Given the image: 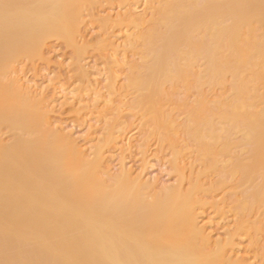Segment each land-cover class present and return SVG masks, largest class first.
<instances>
[{
	"label": "bare ground",
	"instance_id": "6f19581e",
	"mask_svg": "<svg viewBox=\"0 0 264 264\" xmlns=\"http://www.w3.org/2000/svg\"><path fill=\"white\" fill-rule=\"evenodd\" d=\"M92 4L93 0H0V264H264V246L259 249V237L264 238V0H165L156 10L164 33L156 26L138 41L127 30L124 35L120 31L123 57L137 54L140 46L152 54L142 78H131V73L127 79L128 87L145 91L132 108L147 116L139 131L151 127L158 142L175 149L169 117L175 90H196L202 97L189 108L181 129L196 143L197 161L204 167L195 171L174 152L170 166L177 182L158 192L155 178L152 184L144 180V169L132 177L134 172L124 167L121 157L120 172L112 176L102 166V147L89 152L90 159L86 143L80 146L63 135V127L61 132L50 130V100L43 102L42 95L36 99L30 92L35 86L28 89L18 78L20 59H42L50 38L62 39L78 52L80 11ZM122 6L115 19H106L113 20L110 27L139 29L145 15L130 0H122ZM107 38L101 45L117 56L114 40ZM114 57L105 83L107 97L101 95L102 88L88 89L97 122L112 112L117 116H111L104 139L108 144L126 129L121 115L126 96L113 98L123 95L113 69L122 59ZM198 61L202 70L194 71ZM216 91L221 93L212 95ZM102 104L107 114L100 110ZM5 131L9 143L3 138ZM151 133L140 144L146 147ZM146 149H141L144 161ZM217 171V181L206 180ZM151 189L155 193L149 194ZM206 206L220 217L232 212L236 218L233 225L224 224L222 240H213L198 220V211ZM247 234L253 248L243 253L249 257L241 256L235 246L236 238Z\"/></svg>",
	"mask_w": 264,
	"mask_h": 264
},
{
	"label": "rangeland",
	"instance_id": "374dc122",
	"mask_svg": "<svg viewBox=\"0 0 264 264\" xmlns=\"http://www.w3.org/2000/svg\"><path fill=\"white\" fill-rule=\"evenodd\" d=\"M130 2L136 3L135 7L139 8V9L137 8L136 11H138V13L141 12V14L143 13L145 15L144 22L142 25H140L139 29L134 28L133 26L127 27L125 24L118 25V26H113V24H112V27H110L111 23H112L111 21H113V20H111V21H107V20L115 19L116 14L121 13L120 11H123L122 0H93L92 5L83 6L81 8V11H80L81 24L79 25L80 32L77 36V39H78L77 42H79L78 52H77V50H74L70 46H67L66 42L63 41L62 39L60 40V39H56V38H50L49 42L47 44L48 46H46L47 48L45 47V54H44L45 58L43 57L44 58V59L42 58L43 60L42 59H35L33 62H31L29 60L26 61L24 59L25 61L22 62V60L20 59L19 66H18L19 67L18 69L20 72H19L18 78H20V76H21V78H20L21 82L23 81L24 83L23 82L22 83L24 85H26V87L28 89L30 87H34V86L37 88L39 87L38 89L34 87V88H31V90H30V92L34 91L31 93H33V96L36 99L38 97L40 98V96L42 95L41 97L43 98L42 99L43 102L50 100L49 102H46L49 105L48 106V110L50 112L49 113V117H50L49 119L52 120L54 123V125H53V123L50 121V124H51L49 126L50 130L56 129L57 131L61 132L62 131L61 128L63 127V132H61L63 135H66V136L70 135L71 138L73 137L72 139L77 141L76 143L80 146L82 145L83 147H85L88 145L86 147V148H88V150L86 151L87 152L86 154H89L90 156H91V154H93L94 148L102 147V150H99L100 152L103 151L102 153H104V154L101 153L102 158H103L102 166H103V168L105 166L104 170H109L110 172L109 171L108 172L112 176H116L120 172V168H121L120 165L122 164V163H120L121 157L124 160V161H122L123 164L126 165V166L124 165V167H126V169H129L128 171H130L132 173L134 172L133 174L131 173L132 177H136L137 174L140 173L142 171V169H144V171H145V172H143L144 180L147 182H150V184H152L153 179L155 178L154 180H157V182H156V184H154L155 185L154 190H155V192H158L159 189L162 188L163 186H173L174 184H176L177 177L174 174V172L170 166V162H172L176 158L178 160L185 162L188 167L192 164L195 167V171L201 170L204 167V165L199 163L200 161L199 162L197 161L198 150H197L196 143L194 141L190 140L186 136L184 130L181 129V127L184 129L185 124L188 120L187 113H188L189 108L192 105L196 104L198 101H200L202 99V97L196 90L186 91V90H183L181 88H178L175 90V93L173 96L175 108H174L173 112H171V115H169V117H171V125L173 127L172 133L177 140V146L175 147V149H172V147L166 142H158L156 137L151 133L152 132L151 127H147V126L144 127V129L146 130L145 133H144V130H141V131L138 130V127H140L139 123L143 124L145 121H147V118H146L147 116H145L143 114L144 113L143 110H140V109L135 110L134 109V111H133L132 108H134L136 106V104H137L136 102L138 101V99L145 95V91L144 92L143 91L138 92L135 89H131V87L127 86V79L130 77L131 73H134L133 77H131V78H134V79L140 78L141 79L142 75L144 73V71H143L144 65L146 66V65L151 63L152 54L148 53L144 47L142 48L140 46L137 49V52H138L137 54L128 53L129 55L126 54L127 56L123 57V53L125 55V52L122 51L124 49V47H123L124 46V44H123L124 43V41H123L124 36L123 35L125 33H122V32L127 30L128 35H130L131 37L133 36L134 39H138L140 36L149 32L153 27H156V26L159 27V25H157V23H159V19H158V15L156 14V10L164 5L165 0H130ZM147 6H149L148 9H147ZM145 9H146V11H145ZM108 17H110V18L107 19ZM111 17H113V18H111ZM120 31L123 35L120 33ZM160 31H161V33H164V29L161 30V28H160ZM115 34H119V36L115 35ZM120 34H121V36H120ZM107 36H109L111 41L114 40V43H115L114 45H116V49L118 51V52L116 51V53H118L117 56H116V54H114L112 49H110L111 53L108 52L109 51V49L107 50L108 46H102V45L107 44L106 42L105 43L102 42L104 40L108 41ZM113 36H115V37L113 38ZM115 38L117 41H121V45H120V42H117L115 40ZM120 38H122V39H120ZM138 41H140V39H138ZM100 46H102V48H103L102 50H101V48H98ZM112 53L114 54L113 56H115L114 60L121 61V59H122L120 66L113 68V69L116 70L118 73L117 74V81L119 79V81H118L119 83L117 82L118 83L117 86H118V88L120 86L123 87L122 88L123 89V91H122L123 95H120V97H119V95L118 96L114 95L115 97H113V98H115L116 100H118V99L120 100L121 98L126 96V97H124L125 100L123 99V101L124 102L126 101L127 104H125V106L123 105V107L125 108V109L124 108L123 109L125 111L123 110L122 114H121L123 116L122 119L125 120V122H126L125 123L126 129H125L124 133H122L117 138L118 140L115 139V142H113L114 141V139H113L112 140L113 143L110 142V144H108L105 142L104 139H106L107 133L109 131L110 123L112 122V117H115L116 114H114L115 116H112V114H113V112H112L113 110H112L111 111L112 117L110 116V114H108V116L106 117V119L104 121H103V119H101L100 122H97V120L100 118L95 117V115H98V114L96 113V111H94L92 109L93 107H95V104H94V102L91 101L92 92H90V90L88 91V89L92 90V88L97 87V89L99 90V88L100 89L102 88L101 91L102 90L103 91H102L101 95H104V97H107L108 91L105 88V86L109 81L108 78H109V74L111 72V70H109V69H111L112 65H110L111 63L109 64V61H110V59L113 58V56L111 55ZM119 54H120V56H119ZM109 55L112 57L110 58ZM120 57H121V59H120ZM125 57H126V59L123 60ZM201 62L202 61H198L195 64L194 71L195 70H197V71L202 70ZM81 65L84 67H82ZM78 67H82V69L84 71L83 75H81V73L79 72ZM85 74H86V76L84 77ZM82 76H83V78H82ZM105 78H106V80H105ZM98 83H99V85H98ZM28 84H30V85H28ZM31 84L33 86H31ZM86 84H87V86H86ZM43 85L46 86V89L44 88V91H43ZM165 86H166L167 91H169V93L172 94L173 92H172L171 88L168 85H165ZM89 87H91V88H89ZM48 88H49V90H47ZM76 88L77 89L79 88L80 91L82 89L83 90L82 92L84 94L82 92L79 94V89H78V94H77ZM57 90H59V91H57ZM63 91H65V92L63 93ZM71 92L74 93L73 94L74 96L71 95ZM61 93H63V94H61ZM103 93H105V94H103ZM218 93H221V91L212 92V95H216ZM66 94L69 98L66 96ZM83 95H85V96H83ZM88 95H90V96H88ZM80 96H82L83 98ZM44 97H48V98L46 99ZM71 97L72 98L74 97V100H72ZM76 97H78V98H76ZM117 97H118V99H117ZM79 98H82V99L80 100ZM63 99H65V101ZM75 100H77V101L75 102ZM82 100L83 101L85 100L86 102L85 101L83 102ZM87 100H88V102H87ZM89 100H90V102H89ZM102 100H103V98H102ZM72 101L75 103L73 104ZM134 102H135V104H134ZM71 104H73V107L71 106ZM130 105H132V106H130ZM63 106H64V108H63ZM88 106H89V108L86 109ZM102 106H103V104L101 106L99 105L100 110L103 109L102 112H104L105 107L102 108ZM80 108H82L83 110L81 111ZM90 108L92 110H90ZM126 108H131V109L130 110L128 109V111H127ZM96 110L98 111L99 108ZM78 111H81V113H79ZM92 112L93 113L95 112V113L94 114H88V113H92ZM104 114H107V112L105 111ZM142 114L145 117H143ZM140 117H142V118H140ZM89 125H90V127H89ZM92 125H94V127L91 129V132L94 130V132L95 133L97 132V134H99V135L95 134L94 132H93V134H95V135L92 134L93 137H91V135H88V134H90L89 128H91ZM67 133H68V135H67ZM147 133H149V134L151 133L152 135L149 136V144L147 143L150 146L147 145L148 147L147 146L145 147L144 145H142L143 144L142 142H143L144 136L148 135ZM130 136L133 139V140H131V142H130V139H125L127 137L129 138ZM120 137H121V139H120ZM3 138L5 139V142H7V143H9L11 141L9 134L6 133V131L3 133ZM115 138H116V135H115ZM89 139H90V142H89ZM93 139L95 140V142ZM124 139L126 141H123ZM91 140H93V141H91ZM127 140L129 142H127ZM141 140H142V142H141ZM117 141H118V143H117ZM124 142H125V144H124ZM84 143H86V145ZM114 143L115 144L117 143V144L113 145ZM140 143H142V144H140ZM107 144H108V146H107ZM123 144H124V146H123ZM129 144H131V145H129ZM134 144H135V146H134ZM141 145L143 146V148H140V147H142ZM123 147L124 148L126 147V148L124 149ZM141 149H143L144 152H145V149L147 151L146 153H144L145 161L142 158V156H143L142 151L143 150H141ZM89 152H91V154ZM174 152H176V154H177V157L175 159H174V154H175ZM133 153H135V154H133ZM89 155H88V157L91 159L93 155L91 157ZM140 158H142V159L140 160ZM226 162L230 163L231 160L226 159ZM108 165H110V166H108ZM143 166H144V168H142ZM111 167H113V168H111ZM111 170H112V172H111ZM145 174H147V175H145ZM148 175H149V177H147ZM103 178H106V177L104 176ZM218 178H219V171L213 172L212 174H209L207 176L206 180H210L211 183H214L215 181L218 180ZM235 181H237L236 176L233 179V182H235ZM155 192L153 191V189L149 190V194H151V193L153 194ZM227 199H228V197H227ZM219 215L220 214L215 213L210 206H206L201 211H198V220H199L200 224L203 227H205V229L208 230L207 232L211 233L213 240H217V239L219 240V237L221 238L220 240H222V237L224 238V236H225L224 224L227 222H228L227 224H229V222H231V225H233V223L236 219V218H233L232 212H229L228 214L223 215L221 217ZM209 217L212 220V222H211V220H209ZM223 217H224V219H223ZM263 223H264V220H263ZM222 225H223V227H220ZM216 230H218V231H216ZM218 233H220V234H218ZM259 239H260L259 249L262 250L263 249L262 247L264 246V238L259 237ZM252 240L253 239H251L250 235H248V234L243 235V237L236 238V245L235 246H236V249L240 251V253L242 252L241 256H246V257L250 256L246 253H243V251H244V249L247 250V249L253 248V247H251V241ZM251 262H254V260H252Z\"/></svg>",
	"mask_w": 264,
	"mask_h": 264
}]
</instances>
